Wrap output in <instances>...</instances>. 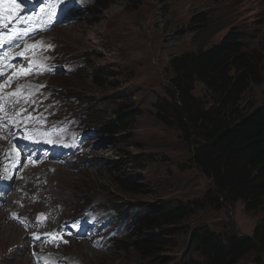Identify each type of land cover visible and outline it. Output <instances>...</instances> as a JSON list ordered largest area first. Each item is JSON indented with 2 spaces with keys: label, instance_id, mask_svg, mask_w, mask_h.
<instances>
[{
  "label": "rangeland",
  "instance_id": "374dc122",
  "mask_svg": "<svg viewBox=\"0 0 264 264\" xmlns=\"http://www.w3.org/2000/svg\"><path fill=\"white\" fill-rule=\"evenodd\" d=\"M199 13H208L215 27L225 28L199 32L193 21ZM231 27L243 35V48L262 58L264 70V0H111L108 9L98 8L92 17L50 34L59 44V56L76 66L74 75L52 77L63 86L62 96H78L71 101L75 113L79 102L85 103L82 109L90 115L86 122L96 126L91 115L99 111L107 126L117 123L115 113L121 104H127L128 111L135 110L128 128L106 134L99 142L103 148L95 151L94 168L81 173L62 169L54 179L63 180H52L69 215L81 209L82 199L104 204L113 200L139 218L160 202L187 205L203 199L211 180L194 165L192 148L177 130L158 120L155 104L166 97L171 56L215 45ZM95 69L110 76L103 85L92 83ZM198 93L205 97L203 86ZM242 106L246 111L264 106V76L261 84L246 91ZM112 164L117 166L114 172L108 170ZM123 170L134 172L122 175ZM120 176L137 186L135 194L121 192L116 182ZM263 217L264 209L248 212L241 201L222 208L206 204L185 225L191 229L205 225L226 237L251 236ZM175 240L174 251L156 256V264H179L193 254L196 257L191 230ZM6 242L0 240V255ZM66 252L77 254L86 264L146 263L128 248L117 250L116 255H93L73 244ZM258 257L256 252H246L238 264H255Z\"/></svg>",
  "mask_w": 264,
  "mask_h": 264
},
{
  "label": "trees",
  "instance_id": "16d2710c",
  "mask_svg": "<svg viewBox=\"0 0 264 264\" xmlns=\"http://www.w3.org/2000/svg\"><path fill=\"white\" fill-rule=\"evenodd\" d=\"M111 0H96L94 12L106 10ZM209 14H196L193 21L201 33L220 31ZM243 35L231 27L217 44L197 51L171 56L166 97L155 104L158 120L177 130L192 148L194 165L211 180L203 199L190 204L160 202L141 215L136 228L135 252L141 259L158 261L159 255L174 251L180 235L191 230L194 254L179 264H238L249 251L259 254L264 264V217L251 236H224L207 226L191 229L186 219L206 204L222 208L241 201L248 212L264 209V106L246 111L244 94L263 81V62L243 48ZM93 83L103 85L110 76L95 69ZM205 89V97L198 93ZM124 95H122V98ZM207 98V99H206ZM127 104L116 111L117 123L103 125L107 133L128 128L133 121ZM104 117L99 116L102 120ZM116 169V164L113 165ZM134 172L123 170L122 175ZM124 194L137 192V186L124 176L117 178Z\"/></svg>",
  "mask_w": 264,
  "mask_h": 264
},
{
  "label": "snow or ice",
  "instance_id": "6c2138e0",
  "mask_svg": "<svg viewBox=\"0 0 264 264\" xmlns=\"http://www.w3.org/2000/svg\"><path fill=\"white\" fill-rule=\"evenodd\" d=\"M0 2H2V0H0ZM60 2L67 4V7L65 9L66 11H71L73 0H60ZM12 7L13 8L18 7V5L15 4V0H12ZM53 7H55V5H53ZM7 39L10 41L12 39V37L10 36ZM36 46H38V45H33L31 47H36ZM21 55H22V53H21ZM25 74H27V73H25ZM41 87H43V86H41ZM13 95H17V93H13ZM41 215H43V214H41Z\"/></svg>",
  "mask_w": 264,
  "mask_h": 264
},
{
  "label": "bare ground",
  "instance_id": "6f19581e",
  "mask_svg": "<svg viewBox=\"0 0 264 264\" xmlns=\"http://www.w3.org/2000/svg\"><path fill=\"white\" fill-rule=\"evenodd\" d=\"M57 183V182H56Z\"/></svg>",
  "mask_w": 264,
  "mask_h": 264
}]
</instances>
